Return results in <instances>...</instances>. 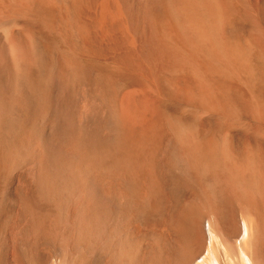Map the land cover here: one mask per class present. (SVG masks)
I'll return each instance as SVG.
<instances>
[{
    "label": "bare ground",
    "instance_id": "6f19581e",
    "mask_svg": "<svg viewBox=\"0 0 264 264\" xmlns=\"http://www.w3.org/2000/svg\"><path fill=\"white\" fill-rule=\"evenodd\" d=\"M0 264H264V0H0Z\"/></svg>",
    "mask_w": 264,
    "mask_h": 264
}]
</instances>
